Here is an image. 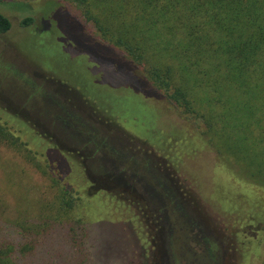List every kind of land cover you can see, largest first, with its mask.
<instances>
[{
	"label": "rangeland",
	"instance_id": "obj_1",
	"mask_svg": "<svg viewBox=\"0 0 264 264\" xmlns=\"http://www.w3.org/2000/svg\"><path fill=\"white\" fill-rule=\"evenodd\" d=\"M61 7V0H0L11 23L0 36V126L22 127L12 134L42 155L32 158L10 137L0 143V221L27 231L52 225L64 247L73 226L78 264H137V244L149 264H237L242 246L244 264H264V218L227 221L196 195L228 217L245 216L253 199L232 187L264 198V172L254 176L255 167L220 157L204 143L200 123L135 92L111 52L95 51L103 64L91 63L82 55L88 38L61 20L63 33L52 20ZM65 40L79 42L70 55ZM120 149L125 157L115 158ZM105 163L124 172L126 183L107 182L114 171ZM55 166L66 176L60 182ZM136 180L156 189L155 197L164 189L167 200L172 187L180 200L168 209L174 229L165 243L155 240L159 223Z\"/></svg>",
	"mask_w": 264,
	"mask_h": 264
},
{
	"label": "trees",
	"instance_id": "obj_2",
	"mask_svg": "<svg viewBox=\"0 0 264 264\" xmlns=\"http://www.w3.org/2000/svg\"><path fill=\"white\" fill-rule=\"evenodd\" d=\"M61 2L65 7L58 8L52 20L59 26L62 20L71 27L66 25L70 31L88 38L84 43L88 54L83 52L82 55L91 63L103 64L101 59L94 58L95 51L111 52L123 69V75L133 82L135 92L155 101L165 100L182 118L202 125L204 143L220 157L248 170L255 167L257 174L254 176L263 175L264 0ZM67 6H73L78 16ZM31 22V18H25L23 25ZM59 28L64 33L63 26ZM10 29L9 19L0 13V36ZM78 46L79 42L74 40L67 46V53ZM10 119L14 123L17 120ZM19 127L10 128L19 133L20 128L23 130ZM11 129L7 123L0 126V143L10 137L32 158L42 157L27 148L28 143L20 142V137L14 136ZM53 170L59 174L58 180L66 178L57 166ZM138 183L159 223L155 240L165 243L172 234L170 227L173 228L168 209L175 205V200L180 205V200L172 187L169 192L174 198L167 200L164 189V194L161 192L155 197L156 189L148 183ZM62 185L65 195L70 196V185ZM232 188L252 197V212L228 217L207 203L197 189L196 195L210 212L227 221L255 216L264 218V198L247 188ZM68 202L65 204L70 206ZM51 226L41 231H27L0 221V264H78L74 258L79 250L72 245L73 226L67 230L71 244L66 247L62 245V235L59 239L56 227ZM56 239L60 242L55 243ZM136 247L139 248L137 264H149L144 246L137 244ZM242 248H239L237 264H244Z\"/></svg>",
	"mask_w": 264,
	"mask_h": 264
},
{
	"label": "crops",
	"instance_id": "obj_3",
	"mask_svg": "<svg viewBox=\"0 0 264 264\" xmlns=\"http://www.w3.org/2000/svg\"><path fill=\"white\" fill-rule=\"evenodd\" d=\"M118 146H120V145H118ZM117 146V147H118ZM116 150H117V148H116ZM122 150L120 149L119 151H118V153H113L114 154V157L116 158V157H118V158H121V157H125V154L122 156V152H121ZM115 152V151H114ZM102 158H104L105 159V156L104 157H102ZM110 164L111 163H105L104 165H102V166H108V167H111V169H113V171H114V174L112 175L113 176V178H117V177H120V178H122V180L123 181H121V182H113L115 185H118V184H123V183H126L125 182V180H124V178H123V175L125 174L124 172H120V173H118V171L117 170H115L114 168H115V166H110ZM122 166V165H121ZM107 169V168H106ZM133 170V169H132ZM133 171H135V170H133ZM128 174H129V176L130 177H135V175H133L132 174V172H127ZM110 180H108L107 179V182H109ZM138 181H140V180H136V182L138 183ZM104 182H105V180H104ZM142 183H147V182H142ZM139 184V183H138ZM124 190H126V187L124 188Z\"/></svg>",
	"mask_w": 264,
	"mask_h": 264
},
{
	"label": "flooded vegetation",
	"instance_id": "obj_4",
	"mask_svg": "<svg viewBox=\"0 0 264 264\" xmlns=\"http://www.w3.org/2000/svg\"><path fill=\"white\" fill-rule=\"evenodd\" d=\"M79 154H81V153H79ZM81 156L84 157L82 154H81ZM150 166H151V168H152V164H151V163H150ZM155 169H156V168H154V170H155ZM155 171H156V170H155ZM157 171H158V169H157ZM161 176H162L161 178H163V179L165 178V176H163V175H161ZM109 177H110V176H109ZM109 177H107V178H109ZM111 177H112V179H111L109 182H114V181H115V182H121V181H123L122 178H120V177H117V178H113V176H111ZM165 179H166V178H165ZM162 182L164 183V180H162ZM165 184H166V183H165ZM166 185H167V184H166ZM166 185H165V186H166ZM129 193H130V194H133V193H135V192H133V190H129Z\"/></svg>",
	"mask_w": 264,
	"mask_h": 264
}]
</instances>
